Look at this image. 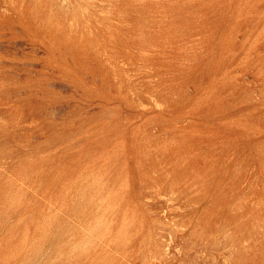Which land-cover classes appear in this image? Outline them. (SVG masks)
<instances>
[{
  "label": "rangeland",
  "instance_id": "obj_1",
  "mask_svg": "<svg viewBox=\"0 0 264 264\" xmlns=\"http://www.w3.org/2000/svg\"><path fill=\"white\" fill-rule=\"evenodd\" d=\"M0 264H264V0H0Z\"/></svg>",
  "mask_w": 264,
  "mask_h": 264
}]
</instances>
